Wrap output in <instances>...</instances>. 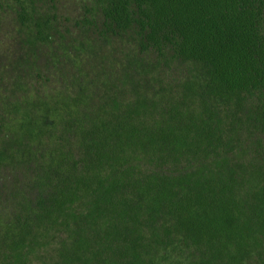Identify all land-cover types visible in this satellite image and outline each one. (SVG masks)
I'll list each match as a JSON object with an SVG mask.
<instances>
[{
    "label": "trees",
    "instance_id": "obj_1",
    "mask_svg": "<svg viewBox=\"0 0 264 264\" xmlns=\"http://www.w3.org/2000/svg\"><path fill=\"white\" fill-rule=\"evenodd\" d=\"M0 264H264V0H0Z\"/></svg>",
    "mask_w": 264,
    "mask_h": 264
},
{
    "label": "rangeland",
    "instance_id": "obj_2",
    "mask_svg": "<svg viewBox=\"0 0 264 264\" xmlns=\"http://www.w3.org/2000/svg\"><path fill=\"white\" fill-rule=\"evenodd\" d=\"M72 2H68V4H71Z\"/></svg>",
    "mask_w": 264,
    "mask_h": 264
}]
</instances>
